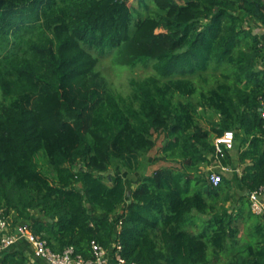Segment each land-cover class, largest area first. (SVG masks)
I'll return each instance as SVG.
<instances>
[{
	"label": "trees",
	"instance_id": "obj_1",
	"mask_svg": "<svg viewBox=\"0 0 264 264\" xmlns=\"http://www.w3.org/2000/svg\"><path fill=\"white\" fill-rule=\"evenodd\" d=\"M138 3L145 13L128 0H0V210L54 251L91 256L96 240L137 264H264L249 195L264 184V2ZM106 54L154 72L116 92L99 83ZM81 78L87 118L64 95ZM227 130L237 154L218 160ZM153 149L152 172L112 173L115 161L137 171ZM214 161L231 167L218 185L203 172ZM32 254L22 240L0 264Z\"/></svg>",
	"mask_w": 264,
	"mask_h": 264
},
{
	"label": "built area",
	"instance_id": "obj_2",
	"mask_svg": "<svg viewBox=\"0 0 264 264\" xmlns=\"http://www.w3.org/2000/svg\"><path fill=\"white\" fill-rule=\"evenodd\" d=\"M261 116L264 118V98L262 100ZM215 158L218 160L225 155V151L235 148V132L225 131L215 138ZM217 169L231 170L229 166L216 165L209 173V180L213 185H218L222 180L221 172ZM252 209L258 214H264V184L254 191L249 192ZM26 240L32 246L30 261L27 264H137L124 258L121 246L105 247L93 240L91 243V256L77 253L73 246H68L62 251H54L47 240L32 231L26 223L15 222L3 210H0V254L14 244Z\"/></svg>",
	"mask_w": 264,
	"mask_h": 264
},
{
	"label": "rangeland",
	"instance_id": "obj_3",
	"mask_svg": "<svg viewBox=\"0 0 264 264\" xmlns=\"http://www.w3.org/2000/svg\"><path fill=\"white\" fill-rule=\"evenodd\" d=\"M264 2V0H262ZM128 4L131 5L134 9L140 10L141 13H145V10L139 8L138 0H128ZM122 67V66H121ZM119 67L114 65L112 62V55L106 54L100 57L99 59V70L101 74L100 84L106 85V87L111 88L116 92H120L122 94H126L129 91V82L133 78H142L146 75L153 73V68L151 65H138L134 68L132 67ZM88 81L86 78H81L71 84L65 91V99L70 102L73 107L81 108L84 111V116L87 118L89 113L91 112V105L89 101V93H88ZM2 99V95L0 92V101ZM203 117L200 118V122L203 126L210 128L211 127V120L217 118V115L212 112L211 110L202 111ZM86 120V126L88 124ZM239 140L236 141V148L232 151L233 155L236 157L237 154V146L239 144ZM159 154L157 149H153L150 152L143 153L141 156V165L139 169L135 172H128L127 169L118 161H115L112 167V173H123L127 179L136 180L139 176L144 174H148L152 172L157 166L158 163L154 162V157ZM40 167L45 170L47 173L50 174L51 170L49 165L46 163L44 159H40L39 161ZM219 163L214 161L208 167L203 168V172L205 174L208 171H211L216 168V165ZM241 169V168H240ZM124 207V206H123ZM120 211H122V208ZM200 221L198 220V223ZM239 222V227L241 231L239 235L243 234L244 223L242 221ZM185 229L191 230L192 227L189 224L184 226ZM197 228L194 226L192 229Z\"/></svg>",
	"mask_w": 264,
	"mask_h": 264
},
{
	"label": "crops",
	"instance_id": "obj_4",
	"mask_svg": "<svg viewBox=\"0 0 264 264\" xmlns=\"http://www.w3.org/2000/svg\"><path fill=\"white\" fill-rule=\"evenodd\" d=\"M257 32H260L261 35L262 34L264 35V26H260V28H258Z\"/></svg>",
	"mask_w": 264,
	"mask_h": 264
}]
</instances>
